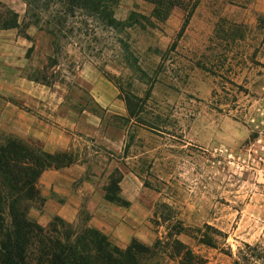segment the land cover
<instances>
[{
	"label": "rangeland",
	"instance_id": "1",
	"mask_svg": "<svg viewBox=\"0 0 264 264\" xmlns=\"http://www.w3.org/2000/svg\"><path fill=\"white\" fill-rule=\"evenodd\" d=\"M0 1L23 20L22 0ZM231 1L201 0L181 38L188 13L181 9L156 28L118 35L83 26L78 42L66 47L64 77L53 87L28 80L32 69L45 66L50 38L35 27L28 39L0 31V129L39 141L51 154L71 151L103 198L120 169L127 176L122 194L148 211L134 238L149 245L177 238L204 264H234L246 244L264 247V28L258 21L264 13L254 12L256 0ZM151 11L145 1L121 0L116 18ZM14 91L30 101L11 97ZM127 93L144 101L141 117L158 122V130L120 119L140 107ZM38 135H47L49 147ZM45 173L44 202L30 217L49 228L60 216L47 202L63 196L53 188L43 195ZM82 183L75 181V193ZM80 196L76 217L64 220L91 225L90 198Z\"/></svg>",
	"mask_w": 264,
	"mask_h": 264
},
{
	"label": "trees",
	"instance_id": "2",
	"mask_svg": "<svg viewBox=\"0 0 264 264\" xmlns=\"http://www.w3.org/2000/svg\"><path fill=\"white\" fill-rule=\"evenodd\" d=\"M22 1L26 5L23 20L15 10L0 1V31L17 30L28 39L27 30L35 27L50 38L52 51L46 56L45 66L32 69L28 75V80L47 87H53L58 77H64L61 59L66 47L78 42L83 26L86 30L93 27L91 31L94 34L96 29L101 28L118 35L134 27L156 28L157 23L167 22L176 9H181L188 12L178 33L181 38L201 2L141 0L152 5L150 16L132 12L127 20L119 21L116 10L121 0ZM235 3L231 1V4ZM258 21L264 28V14L259 16ZM115 42L120 48L125 45L123 39L117 38ZM90 49V45L81 46L84 53ZM31 52L32 49L28 51L29 61ZM54 68L60 71L50 72ZM97 68L106 74L102 66ZM127 97L131 101L137 100L140 107L137 112L131 111L129 118L120 119L158 130V122H149L141 117L143 107L140 102L144 101L129 93L125 94ZM77 162L71 151L51 154L39 141L0 129V264H165L166 258L176 260L177 264H204L199 255L177 238H159L153 245L133 238L126 248H120L103 231L88 223L75 225L55 217L54 224L44 228L33 220L30 211L44 202L39 187L42 174L51 169L60 171L70 168ZM122 180L120 169H115L104 188V199L128 208L131 203L122 194ZM207 244L210 245L209 242ZM234 264H264V247L246 244Z\"/></svg>",
	"mask_w": 264,
	"mask_h": 264
},
{
	"label": "crops",
	"instance_id": "3",
	"mask_svg": "<svg viewBox=\"0 0 264 264\" xmlns=\"http://www.w3.org/2000/svg\"><path fill=\"white\" fill-rule=\"evenodd\" d=\"M254 12L258 14L264 13V0H256ZM22 95L23 94H19V92L16 91L10 93L11 97L21 98L28 102L30 101V97ZM46 136L47 135L41 137L38 135L46 147H49L50 141L48 143V138ZM86 172L85 164L78 163L62 171H48L43 175V195L46 197L49 193V189L53 188L55 192L63 196L61 197V202L48 200L47 206L49 210H52V212H55L58 216L71 222L82 206L80 195L86 193L92 205L93 217L90 222L91 225L103 231L116 246L126 248L134 237H138V228L148 217V211L144 206H140L136 203L135 199L127 196L124 192L123 196L131 203L130 207L123 208L107 202L97 192L96 186L86 180ZM126 177H124L121 182L122 185L124 180L127 179ZM81 179L83 180L82 186L80 190L75 193L74 183ZM121 188L123 189V187Z\"/></svg>",
	"mask_w": 264,
	"mask_h": 264
}]
</instances>
